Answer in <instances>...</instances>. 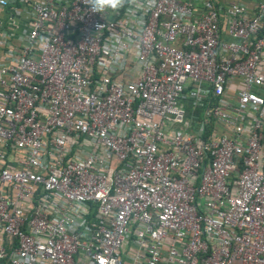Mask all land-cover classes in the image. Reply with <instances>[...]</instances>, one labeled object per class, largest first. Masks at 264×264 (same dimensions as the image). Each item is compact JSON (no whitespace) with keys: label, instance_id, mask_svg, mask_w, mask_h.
I'll use <instances>...</instances> for the list:
<instances>
[{"label":"built area","instance_id":"obj_1","mask_svg":"<svg viewBox=\"0 0 264 264\" xmlns=\"http://www.w3.org/2000/svg\"><path fill=\"white\" fill-rule=\"evenodd\" d=\"M0 264H264V0H0Z\"/></svg>","mask_w":264,"mask_h":264},{"label":"clouds","instance_id":"obj_2","mask_svg":"<svg viewBox=\"0 0 264 264\" xmlns=\"http://www.w3.org/2000/svg\"><path fill=\"white\" fill-rule=\"evenodd\" d=\"M82 2L90 13L100 14L103 18L125 9L129 12H134L137 8L147 11L154 4V0H82Z\"/></svg>","mask_w":264,"mask_h":264},{"label":"rangeland","instance_id":"obj_3","mask_svg":"<svg viewBox=\"0 0 264 264\" xmlns=\"http://www.w3.org/2000/svg\"><path fill=\"white\" fill-rule=\"evenodd\" d=\"M127 246H128V244H126V246H123V247H122V250L125 249ZM121 253H122V251H121ZM122 254H123V253H122Z\"/></svg>","mask_w":264,"mask_h":264}]
</instances>
